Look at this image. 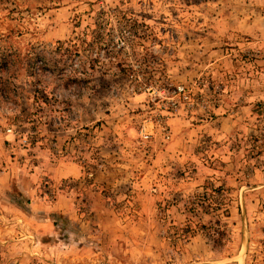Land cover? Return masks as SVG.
Wrapping results in <instances>:
<instances>
[{
    "label": "rangeland",
    "instance_id": "obj_1",
    "mask_svg": "<svg viewBox=\"0 0 264 264\" xmlns=\"http://www.w3.org/2000/svg\"><path fill=\"white\" fill-rule=\"evenodd\" d=\"M0 264H264V0H0Z\"/></svg>",
    "mask_w": 264,
    "mask_h": 264
}]
</instances>
